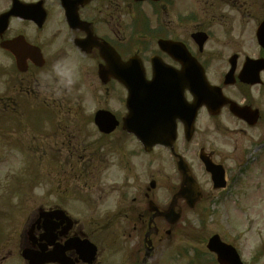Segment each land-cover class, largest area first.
Masks as SVG:
<instances>
[{"label": "flooded vegetation", "instance_id": "af4514ba", "mask_svg": "<svg viewBox=\"0 0 264 264\" xmlns=\"http://www.w3.org/2000/svg\"><path fill=\"white\" fill-rule=\"evenodd\" d=\"M147 10H162L167 21L153 27V19L145 16ZM196 34H205V43ZM263 41L264 0H0V127L5 150L16 143L12 139L19 141L21 123L32 121L33 113L37 119L44 102L69 100L61 92L67 80H96L104 98L116 95L125 100L126 108L127 91L121 82L109 74L99 76L102 67L118 63L106 46L123 62L138 59L147 81L154 79V61L161 64L165 85L180 84L176 88H184V99L191 104L194 97L186 85L202 81L203 74L197 69L189 80L183 75L189 55L202 66L216 93L213 114L201 107L189 132L178 120L174 146H157L150 152L123 129L126 109L114 112L117 129L111 134L97 131L104 157L113 158L126 144L123 138L137 146L124 157L120 186L105 185L94 193L86 183L82 192H73L66 200L41 205L24 222L18 237L0 239V264L14 257L15 245L38 252L48 244L46 251L61 252L59 258L68 264H151L159 245L177 234L187 211L229 190L233 170L228 162L244 166L243 156L250 147L235 146L233 152L219 157L206 139L229 133L244 139L264 125ZM162 42L169 43L163 48ZM101 46L105 47L101 50ZM206 123L210 130L200 129ZM191 132L193 138L188 141L186 134ZM200 136L192 164L186 160L193 153L189 147ZM254 148L264 152V143ZM136 159L145 171L134 163ZM206 161L221 167L216 169L218 176L224 171L225 188H217L220 184L206 169ZM184 170L195 180L189 183L185 198L179 196ZM188 201L198 202L191 208ZM168 211V219L161 216ZM45 212L55 214L47 218L48 238L42 220Z\"/></svg>", "mask_w": 264, "mask_h": 264}, {"label": "rangeland", "instance_id": "374dc122", "mask_svg": "<svg viewBox=\"0 0 264 264\" xmlns=\"http://www.w3.org/2000/svg\"><path fill=\"white\" fill-rule=\"evenodd\" d=\"M176 14L177 10H174L172 15ZM145 16L153 19V27L167 21L162 10L156 13L147 10ZM131 19L129 16V22ZM127 23L128 20L124 22L125 27ZM136 33L139 34L138 30ZM74 89L83 100L76 105L68 104L63 110L59 106H46L50 102H44L42 131L22 128L18 139L21 144L14 140L16 143L7 145L6 150L1 146L0 212L11 208L19 211L13 220L3 225L7 234L12 232L13 225H19L40 205L47 207L66 200L73 192H82L86 183L94 193L106 186H120L119 179L123 178L120 169L124 167V157L137 146L132 139L123 138L126 141L123 147L126 149L122 147L113 158L109 155L105 158L92 118L102 108L119 113L125 111V102L116 95L104 98L103 90L93 79ZM56 125L64 128L57 131ZM200 129L210 130L209 124L201 125ZM202 138L200 136L189 147L193 153L188 154L186 160L192 164H195L197 157L194 154L197 149L195 145ZM263 139V124L251 130L250 135L244 139L230 133L222 137L209 135L207 144L212 143L219 157L233 152L235 146L241 149L250 147L249 152L243 156L242 165L247 164L245 168H240L237 163L228 162L227 166L233 170L229 190L218 193L213 199L202 203L197 210L187 211L177 234L170 241L159 245L151 264H191V260L192 264H213L205 252L206 244L214 234H219L223 240L233 244L245 264H264V156L255 153L254 148L263 144ZM3 141L4 138L0 137V144L3 145ZM134 163L138 167L143 166L140 169L145 171L141 160L136 159ZM29 168L37 169L36 173ZM141 174L145 176V173ZM143 181L140 184L146 182ZM197 249L202 254L196 253ZM179 250L183 252L181 258Z\"/></svg>", "mask_w": 264, "mask_h": 264}, {"label": "water", "instance_id": "95a60500", "mask_svg": "<svg viewBox=\"0 0 264 264\" xmlns=\"http://www.w3.org/2000/svg\"><path fill=\"white\" fill-rule=\"evenodd\" d=\"M136 67V64L120 66L117 63L112 64L110 69L113 76L118 77L121 73L124 80L129 82L126 85L130 94L128 102L130 114L125 120L124 129L135 134L147 150L158 144L170 145L176 138V119L183 118L182 115L186 109L179 101H182V96L178 97L172 90L169 91V88L163 83H155L151 86L139 85L136 88V85L128 80L131 74H138L142 78V71ZM200 98H206L205 91ZM197 104L193 108L197 109L201 106L200 102ZM188 118L190 122H193L195 114ZM96 122L104 132H111L115 129L113 119L106 113H99ZM206 165L208 170L214 169L207 162ZM208 249L218 255L220 264H242L236 250L232 246L222 243L219 236H214L209 241ZM23 256L30 264H48L55 261L53 256L46 254L38 255L25 252Z\"/></svg>", "mask_w": 264, "mask_h": 264}]
</instances>
